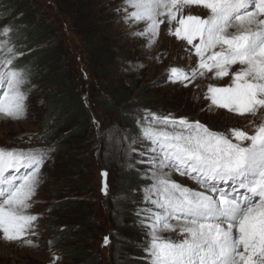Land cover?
Wrapping results in <instances>:
<instances>
[{
    "label": "snow or ice",
    "instance_id": "1",
    "mask_svg": "<svg viewBox=\"0 0 264 264\" xmlns=\"http://www.w3.org/2000/svg\"><path fill=\"white\" fill-rule=\"evenodd\" d=\"M192 4L208 9L210 15L184 16V6ZM117 11L125 13L122 19L130 28L144 23L143 30L131 36L145 37L147 48L160 35L164 21L158 17L166 13L171 24L181 13L179 26L174 32L169 28L168 34L193 46L198 61L188 69L170 67V82L187 87L185 81L197 74L222 78L232 65H241L232 73L233 87L208 85L205 98L241 116L255 117L264 110V19L260 18L264 0H124ZM233 21L236 32L230 34L227 29ZM12 31L10 25L0 29V51L9 54L0 57V116L18 121L27 113L30 89L22 86L30 82L31 70L14 66ZM196 40L199 43L194 44ZM217 46L220 50L214 51ZM136 123L139 135L131 137L130 143L143 141V150H137L142 159L137 162L148 165L151 173L144 201L153 207L137 213L149 230L145 248L149 264H254L253 257H264V122L251 133L241 128L214 131L200 121L145 109ZM53 151L51 146L0 147L4 241L34 244L24 238L38 217L27 210L33 207L30 201L43 182L42 167ZM173 173L191 179L203 191L170 179ZM172 220L182 221L178 234L183 239L161 235L177 231Z\"/></svg>",
    "mask_w": 264,
    "mask_h": 264
},
{
    "label": "rangeland",
    "instance_id": "2",
    "mask_svg": "<svg viewBox=\"0 0 264 264\" xmlns=\"http://www.w3.org/2000/svg\"><path fill=\"white\" fill-rule=\"evenodd\" d=\"M26 1L50 30L48 40L43 41L36 50L57 51L58 64L64 75L72 84L75 94L84 100L89 126L84 141L69 144L68 148L73 156L55 151L42 167L43 182L30 201L33 207L27 210L38 218L24 238L32 239L34 244L28 246L23 242H6L0 234V264H71L56 245L54 235L56 230L67 227L65 222L70 216L69 211L55 206L66 199L84 204L92 225L85 237L73 232L70 245L82 246L95 255L97 264H149L145 251L150 240L149 230L141 223V217L137 213L142 208L153 207L144 201V188L151 183V173L148 165L137 162L142 159L137 150H143V141L138 139L135 144L130 143L131 137L139 135V126L136 123L135 128L130 127L126 119L137 121L144 116V110L148 109L161 116L171 113L176 118L187 117L191 121H200L214 131L241 128L251 133L255 126L264 122V110L258 111L255 117L247 114L241 116L227 109L217 108L212 105L211 99L205 98L208 85L218 88L233 87L232 73L241 65H232L229 75L222 78H213L214 73H206L205 77L197 74L194 80L185 81L187 87L179 82H170V67L188 69L198 61L193 46L168 34L169 28L174 32L179 26L177 22L181 13H177L176 20L171 24L166 13L158 17L164 21L160 24V35L155 44L147 48L145 37L131 36L132 32L143 30L144 23L130 28L123 22L125 13L117 11L123 7L124 0ZM4 10L3 0H0V12ZM75 10L88 15L84 25H77L72 21L71 12ZM182 11L184 16L191 14L205 18L210 15L208 9L195 4L184 6ZM234 22L227 29L230 34L236 32ZM79 26H85V30L91 27L97 29L101 43L114 58L110 69L117 72H112L106 79L95 75L86 55L88 45L83 39V28ZM186 48L188 51H185ZM219 50V46L214 49ZM7 55L6 51H0V57ZM19 56L20 53H16L13 62L17 68ZM125 81H133L138 90L143 89V102L132 99L127 103L125 112L110 115V110H106L102 103L113 95L112 91L125 86ZM22 89H30L26 100V116L18 121L0 116L3 118L0 119V147H49L51 144L46 139L48 130L43 125L49 118L48 98L55 90L52 87L37 88L32 85L31 80ZM70 160L74 164H70ZM102 170L107 173L106 196L101 193ZM134 171H138L143 187L140 191H132L129 201L121 196L117 185L121 175ZM174 177V181L181 185L203 191L185 176L175 173ZM161 235L173 240L183 239L178 232L165 231ZM124 236L136 239L137 246L125 248ZM125 249H136L139 255L131 256ZM256 256L255 264H264V257Z\"/></svg>",
    "mask_w": 264,
    "mask_h": 264
},
{
    "label": "trees",
    "instance_id": "3",
    "mask_svg": "<svg viewBox=\"0 0 264 264\" xmlns=\"http://www.w3.org/2000/svg\"><path fill=\"white\" fill-rule=\"evenodd\" d=\"M3 6L5 10L0 12V29L6 25H10L13 29L11 40L15 44L16 53H20L17 58L18 68H30V80L33 86L40 89L52 87L55 90V93L48 98L49 118L45 120L43 125L48 130L46 139L55 151L73 156L69 151V144L84 141L89 126V116L84 100L75 94L72 84L64 75L58 64L57 51L55 49L36 50L43 41L48 40L50 33L48 25L37 17L26 0H3ZM87 16L83 11L75 10L71 12L70 17L77 25L78 23L84 25ZM79 28H83V39L88 45L86 55L95 75L106 79L112 72H117L110 69L114 58L110 56V51H107L101 43L97 29L91 27L85 30V26H79ZM125 84V86H120L112 91L113 95H110V98L102 103L106 110H110V115L125 112L127 103L132 99L143 102L141 99L143 89L138 90L133 81H127ZM126 120L130 127L135 128V120ZM69 163L74 164L72 160ZM142 187L138 171H134L121 175L117 190L121 196L130 201L132 198L130 193L140 191ZM55 206L67 208L66 210L69 211L70 215L65 222L67 227L55 231L56 245L70 260L71 264H97L95 255L86 251L82 246L70 245L72 243L70 236L73 232L85 237L92 228L85 205L72 199H66L56 203ZM123 240L125 248L137 246L136 239L134 240L130 236H124ZM135 250L125 249V252L137 257L139 251Z\"/></svg>",
    "mask_w": 264,
    "mask_h": 264
},
{
    "label": "water",
    "instance_id": "4",
    "mask_svg": "<svg viewBox=\"0 0 264 264\" xmlns=\"http://www.w3.org/2000/svg\"><path fill=\"white\" fill-rule=\"evenodd\" d=\"M106 171L102 170L101 171V180H102V189H101V193L106 196L107 195V187H106V177H107V173L105 175Z\"/></svg>",
    "mask_w": 264,
    "mask_h": 264
},
{
    "label": "bare ground",
    "instance_id": "5",
    "mask_svg": "<svg viewBox=\"0 0 264 264\" xmlns=\"http://www.w3.org/2000/svg\"><path fill=\"white\" fill-rule=\"evenodd\" d=\"M234 25H236V22H234ZM0 119H3V118H0ZM6 120H7V119H5V121H6ZM174 174H175V173L172 174V176L170 177V179L175 180ZM179 180H180V179H179ZM171 224L174 225V226H177V231H176V232H179V227H178V226H179L180 222L174 223V222L172 221ZM241 251H242V249H241ZM256 257H259V255H257ZM259 258H261V257H259ZM253 260H254V257H253ZM256 262H257V260H256V261L254 260V264H255Z\"/></svg>",
    "mask_w": 264,
    "mask_h": 264
}]
</instances>
